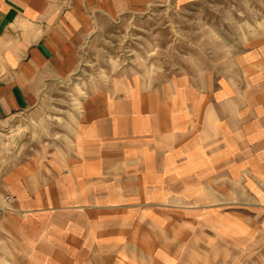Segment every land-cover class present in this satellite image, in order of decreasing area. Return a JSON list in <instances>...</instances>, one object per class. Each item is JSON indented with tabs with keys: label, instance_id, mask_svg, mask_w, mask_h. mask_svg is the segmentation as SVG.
<instances>
[{
	"label": "rangeland",
	"instance_id": "rangeland-1",
	"mask_svg": "<svg viewBox=\"0 0 264 264\" xmlns=\"http://www.w3.org/2000/svg\"><path fill=\"white\" fill-rule=\"evenodd\" d=\"M50 1L83 8L78 66L0 124V171L22 177L19 197L64 202L8 193L0 264H264V0ZM107 102L152 130L95 140L116 155L93 158L110 160L97 187L35 188L57 149L69 175L91 160L83 114Z\"/></svg>",
	"mask_w": 264,
	"mask_h": 264
},
{
	"label": "crops",
	"instance_id": "crops-1",
	"mask_svg": "<svg viewBox=\"0 0 264 264\" xmlns=\"http://www.w3.org/2000/svg\"><path fill=\"white\" fill-rule=\"evenodd\" d=\"M82 10L83 8L53 7L50 0H0V124L19 120L20 116L27 113L37 112L42 104L41 95L50 81L67 78L75 73L79 62L77 47L81 43V38L78 29L83 24ZM142 107L147 108L141 104L123 102V108L129 110ZM104 109L107 111L89 107L83 114V138L92 146L84 149L81 155L92 157L91 160L82 161L83 165L69 175L67 149H57L59 164H43L38 169H33V172H37L35 176H31L35 188L60 190V194L63 189L66 196L69 181L72 182L73 188L97 187L98 185L89 182L100 179L97 168L103 162L109 165L110 160L101 162L93 158L101 156L115 158L116 155L109 149L95 148L93 146L95 140L103 136L105 139L108 138V142H113L111 147H114L116 133L126 132L125 135L130 133L133 137L135 134L141 135L152 130L149 127V122L152 121L147 117L132 118L131 112L117 116L116 112L111 111L114 110V104L110 102L106 103ZM164 129L162 125L159 130ZM138 152L136 150L131 154L138 159L142 155V152ZM43 182L46 185H43ZM17 183H22L19 173L9 172L2 175L0 171L1 205L8 206L12 203L10 198L7 200L8 193H17L18 196L15 195L18 205H59L64 202L56 199L57 197L52 200L31 202L23 197L24 195L19 197ZM75 203L82 204L83 200ZM16 222L17 216H14V213L7 212L0 217V248L3 247L8 234L15 230ZM25 224L27 228V221Z\"/></svg>",
	"mask_w": 264,
	"mask_h": 264
}]
</instances>
